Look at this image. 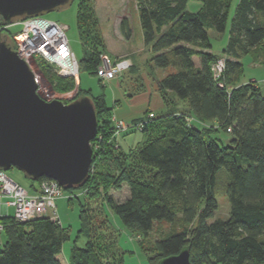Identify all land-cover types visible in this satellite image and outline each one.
Returning a JSON list of instances; mask_svg holds the SVG:
<instances>
[{
	"label": "trees",
	"instance_id": "trees-1",
	"mask_svg": "<svg viewBox=\"0 0 264 264\" xmlns=\"http://www.w3.org/2000/svg\"><path fill=\"white\" fill-rule=\"evenodd\" d=\"M188 1L135 0L154 65L172 69L156 81L167 111L132 120L143 122L139 131L147 136L145 141L128 152L115 149L112 107L105 106L102 96L92 97L79 87L85 93L80 96L93 101L94 139L99 141L91 143L86 181L79 189H64L83 198L77 236H86L84 246L74 240L66 261L62 245L69 238L68 229L58 219L43 215L20 222L13 213L0 215V264H122L124 250L117 246L107 209L142 239L137 243L147 264H157L183 248L189 250L190 264H264V94L256 81H240L244 56L255 54L264 64V0L237 1L219 52L212 50L209 31H225L232 0H199L194 11L187 8ZM87 3L81 0L77 6L80 37L83 44H91L78 60L79 73L87 69L96 75L100 49L91 37L96 17L85 12ZM0 24L4 25L0 34H6L13 49L15 32L1 19ZM119 29L130 37L127 17L121 18ZM219 57L225 67L214 78L211 64ZM45 72L49 76L51 68ZM219 131L227 139L219 138ZM108 160L120 171L100 179L102 169L95 170V164ZM221 169L225 170L221 189L230 204L226 219L212 218ZM31 181L33 187L35 180ZM121 182L129 185L130 195L117 202L107 187ZM155 221H165L168 227L149 247L143 246Z\"/></svg>",
	"mask_w": 264,
	"mask_h": 264
},
{
	"label": "rangeland",
	"instance_id": "rangeland-1",
	"mask_svg": "<svg viewBox=\"0 0 264 264\" xmlns=\"http://www.w3.org/2000/svg\"><path fill=\"white\" fill-rule=\"evenodd\" d=\"M80 1L81 0H70V2L65 5L41 14V16L45 18L67 26L66 34L78 60L86 56V48L89 49V47H91V44H83L77 27V6ZM198 2L200 3L199 0H190L187 4V8L189 10L197 9L199 6ZM87 4L88 5L85 8L87 11L85 12H87V14L92 12L96 17L90 28H92L93 32L91 33V37L95 38L93 44H98V48L100 49V64L102 61L101 57L104 55L107 60L112 61L116 55L126 53L120 57L128 55L129 57L127 56V59L129 58L131 60V66L122 71L120 76L111 78L108 81H102V79L99 81L97 71L95 75L90 74L87 69H81L78 77H60L57 75L53 66L41 59H38L37 61H34L33 65H31L32 68H34L38 81L45 84L44 88L48 89V91L55 95L52 99H59L64 102H70L78 98L80 95L85 94L83 91L88 92L95 98L102 96L105 106L112 107V117H116V119L120 121L132 122V120L141 118L145 115L147 117L148 113H154L156 115L165 113L169 107L165 104L163 98L161 97V94L157 89L156 81L172 69L159 68L154 65L152 60L153 53L151 51V45L146 44L143 40L135 0H88ZM235 5V1L232 0L225 31L222 33H216L211 30L209 31L210 40L213 45L212 50L214 52H219L226 44L229 23ZM122 17H127L129 20L131 28V35L129 38H125L120 32L119 23ZM20 21L10 24L8 30L11 32L18 31L21 27L19 23ZM8 30L4 32L9 33ZM246 57L251 56L248 54L242 58L244 64L243 74L241 76L242 80H248L249 75L252 72L248 62L249 58L247 59ZM47 66L51 68L49 76H47L45 72ZM69 81H72L71 87L68 86ZM66 83L67 85L65 86ZM79 87L83 91L80 90ZM42 90V87L36 90L40 97H43L41 95L43 93ZM262 93L264 94V90ZM113 123L112 119V124ZM132 132L140 133L142 135L141 139L139 138L138 141H132L130 145H123V147H121L120 140L122 139V136H120L117 139V143L114 148L117 150L121 149L120 151L128 152L129 149L137 143H141L147 138L144 133L142 134V132L137 129H134ZM216 135L222 139H227L228 137V135L223 131L217 132ZM92 142H96V140L93 138L91 143ZM98 142L99 141L97 140L96 143ZM112 161L108 160L105 164L104 161L103 163L97 161L95 164V170L100 172L99 170L102 169V171L97 175L98 178L101 179L102 176H104L103 174L106 173L113 174L120 171L119 168H114V163H112ZM130 161H133L132 158ZM3 171H5L12 180L25 187L29 193H35L36 187L30 186L32 181L25 176L21 170L12 166L9 169H3ZM223 174H225L224 169L218 171L220 179L217 189H215L217 208L212 218L226 219L229 216L230 204L225 192L221 189L224 178ZM109 183L111 184V182ZM35 184L37 185L36 180ZM62 189L63 196L54 201V209L59 221L68 229L69 238L65 240L62 245V253L67 261V257H65L64 252L67 254L66 256H69L73 241L75 240V244L81 247L84 246L87 238L81 233L77 236L79 228V203L80 201L83 202V198L80 197L79 200L74 196V192L66 191L63 187ZM77 189L79 188L77 187ZM107 189L109 190V195L112 199L117 202L125 200L130 195L129 185L126 182H121L120 186H117V184L109 185ZM67 197H73V199L68 201ZM106 212L107 218L113 228L112 232L117 240L118 248L130 251H124V260L122 264H147V257L139 248L137 243V241L142 239L136 238L132 233H130L116 214H113L108 209ZM12 213L13 208L9 207L8 214ZM47 213L50 214L49 211ZM158 222L159 221L154 222L153 231L146 239L143 240V246L149 247L153 240H155L158 236V232L160 230H165L168 227L167 222L161 221V224H156Z\"/></svg>",
	"mask_w": 264,
	"mask_h": 264
},
{
	"label": "water",
	"instance_id": "water-1",
	"mask_svg": "<svg viewBox=\"0 0 264 264\" xmlns=\"http://www.w3.org/2000/svg\"><path fill=\"white\" fill-rule=\"evenodd\" d=\"M70 0H0L1 23L41 15ZM34 73L0 34V169L16 167L30 180L46 177L61 187L77 188L92 165L91 141L97 114L87 96L64 102L45 100L37 92ZM157 264H190L183 248Z\"/></svg>",
	"mask_w": 264,
	"mask_h": 264
},
{
	"label": "built area",
	"instance_id": "built-area-1",
	"mask_svg": "<svg viewBox=\"0 0 264 264\" xmlns=\"http://www.w3.org/2000/svg\"><path fill=\"white\" fill-rule=\"evenodd\" d=\"M20 29L13 34V50L19 58L26 61L31 69L34 61L41 59L54 67L60 77H78L79 64L66 34L67 26L50 20L41 15L24 18L20 22ZM4 26L0 24V30ZM101 64L97 68V76L102 81L121 75V72L131 66V60L127 56L107 60L101 57ZM225 67L223 57L217 58L211 64V71L214 78L220 77ZM37 78V76H36ZM38 81V78H37ZM37 90L42 87V98L51 100L55 95L44 88L45 84L37 82ZM148 113L147 117H152ZM112 137L117 143L121 134L129 129L140 130L143 122H124L113 118ZM35 193L29 191L12 180L3 169H0V215L8 214V208H13L14 217L25 222L32 220L50 211L51 218L57 219L54 210V201L63 196V189L60 184L50 178H43L37 181ZM4 199V200H3ZM2 226L0 224V230Z\"/></svg>",
	"mask_w": 264,
	"mask_h": 264
},
{
	"label": "crops",
	"instance_id": "crops-1",
	"mask_svg": "<svg viewBox=\"0 0 264 264\" xmlns=\"http://www.w3.org/2000/svg\"><path fill=\"white\" fill-rule=\"evenodd\" d=\"M235 1V3H237L238 0H233ZM190 2V0L188 1ZM198 4H200L198 2ZM199 7V6H198ZM197 7V9H198ZM196 10V9H195ZM194 11V10H193ZM126 53H121V54H118L116 55V57L114 59H117V57H120V56H123L125 55ZM254 54V53H253ZM128 56V55H127ZM129 57V56H128ZM248 59V62H249V65H250V68L252 69V72L251 74L249 75V78L248 80H254L258 83L259 87L261 88L262 92H263V88H264V64L262 63V57H256L255 54L252 55L251 57H246ZM113 59V60H114ZM133 61V60H132ZM134 65V64H133ZM132 68V67H131ZM248 80H240L241 82H246ZM116 118V117H115ZM122 139L120 140V146L123 147V145L125 146H128L132 143V141H138V139L142 137V135L140 133H134L132 131H125L122 133ZM142 141V140H141ZM36 186V184H34V187ZM32 191V190H31ZM68 198V197H67ZM55 208V207H54ZM55 210V209H54ZM8 212H9V208H8ZM7 212V213H8ZM50 212V211H49ZM46 215H49L51 217L50 214L46 213ZM55 215L57 217V214H56V211H55ZM58 219V217H57ZM59 220V219H58ZM60 222V221H59ZM60 224H62L60 222ZM124 251H127L126 249H123ZM127 252H130V251H127ZM64 255L65 257H67L68 259V256H66L67 254H65L64 252Z\"/></svg>",
	"mask_w": 264,
	"mask_h": 264
},
{
	"label": "bare ground",
	"instance_id": "bare-ground-1",
	"mask_svg": "<svg viewBox=\"0 0 264 264\" xmlns=\"http://www.w3.org/2000/svg\"><path fill=\"white\" fill-rule=\"evenodd\" d=\"M3 26H4V25H3ZM37 60H38V59H37ZM37 60H36V61H37ZM32 72L34 73L35 80H36V83H37L38 81H37V78H36V74H35V71H34V69L32 70ZM37 86H38V84H37ZM92 150H93V149H92Z\"/></svg>",
	"mask_w": 264,
	"mask_h": 264
}]
</instances>
